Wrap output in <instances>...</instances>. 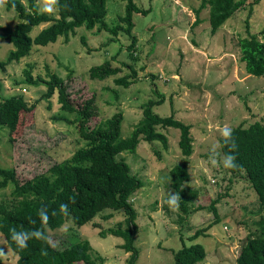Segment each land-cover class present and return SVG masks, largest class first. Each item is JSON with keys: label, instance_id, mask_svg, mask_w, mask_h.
I'll return each mask as SVG.
<instances>
[{"label": "rangeland", "instance_id": "1", "mask_svg": "<svg viewBox=\"0 0 264 264\" xmlns=\"http://www.w3.org/2000/svg\"><path fill=\"white\" fill-rule=\"evenodd\" d=\"M134 1L149 11L134 13L133 34L138 38L134 51L129 50L132 39L126 33L116 37L101 25L94 29L83 26L69 38L60 36L46 46L34 44L29 56L0 71V99L21 93L30 103L37 102L34 110L21 115L14 140L7 128L0 129V166L14 169L22 183L49 174L52 165L71 158L87 142L73 121L77 113L62 111L57 95L50 101L43 98L46 86L29 85L27 70L34 77L47 79L54 72L68 81L71 99L78 105L96 94L99 115L93 120L95 125L123 112L124 138L143 118L144 104L160 99L154 92L157 88L165 102L155 106V111L191 125L194 152L189 157L190 180L184 186L198 195L184 213L172 187L170 169L184 158L179 147L180 129H162L169 139L167 148L162 142L143 140L135 153L120 155L143 181L133 196L139 227L137 264H176L172 250L182 246V237L187 245L201 243L206 247L207 256L198 264H237L247 237L259 232L262 206L245 172L227 169L220 140L238 125L264 122V76L246 72L239 47L240 37L248 34V22L251 32L264 40V0H250L256 2L237 11L216 33L211 31L209 8L197 14L201 0ZM36 3L41 12L59 16L50 0ZM126 3L107 0L106 21L111 26L125 15ZM19 21L15 10L0 7V25L14 27ZM47 25L49 22L35 26L31 35L35 37ZM13 48L1 38L0 30V58H7ZM106 60L121 71L103 80L91 78L90 69ZM130 65L137 71L136 82L129 87L118 85L116 78L130 74ZM62 117L70 121L59 119ZM12 191V186L0 187V202L10 199ZM217 198L220 220L215 222L211 202ZM109 214L112 216L105 218ZM125 217L122 210L108 209L82 227L67 221L50 231V241L62 249L88 239L93 257L103 256V264H126L129 253L121 247L124 239L100 234L102 229L117 228ZM211 224L205 234L189 238ZM0 256L3 264H19L18 255L1 232Z\"/></svg>", "mask_w": 264, "mask_h": 264}, {"label": "trees", "instance_id": "2", "mask_svg": "<svg viewBox=\"0 0 264 264\" xmlns=\"http://www.w3.org/2000/svg\"><path fill=\"white\" fill-rule=\"evenodd\" d=\"M0 0V7L15 10L20 21L14 26L0 25L1 38L14 45L7 58H0V71H7L12 62H20L29 56L33 45L46 46L56 42L60 36L69 38L79 27L94 29L101 25L114 36L126 33L132 39L129 50L134 51L137 36L133 34L134 13L147 14L134 0H126V13L120 17L117 25L111 26L106 21L107 0H50L58 11V17L41 12L36 0ZM256 1L253 2V4ZM250 0H201L197 14L209 8V22L212 33H216L237 11ZM252 9V8H251ZM33 37L35 26L48 23ZM248 22V21H247ZM114 40V39H112ZM241 61L248 74L264 76V40L251 32L248 22L247 36L240 37ZM131 73L116 78L118 85L129 87L136 82L137 71L129 66ZM120 67L113 66L111 60L93 66L90 75L93 79H106L117 75ZM71 76V75H70ZM34 77L26 71V82L35 87L46 86L43 98L50 101L57 95L62 111L77 113L76 120L85 146L75 150L71 158L57 162L49 168V174H40L24 182L18 181L16 172L0 166V187L12 186V197L0 202V232L4 234L9 247L18 255L19 264H103L104 257H93V247L88 239H80L68 247L57 248L50 241V231L61 228L67 221L75 227L93 222L98 214L105 210L124 211L125 220L117 228L102 229L101 236L109 234L122 237L121 247L129 253L126 264H137L140 251L136 246L139 227L136 223L138 211L133 196L143 186V181L132 172L123 152L135 153L139 144L162 142L167 148L169 139L162 129L174 127L180 129L179 147L184 156L181 162L170 169L172 187L176 192L180 209L187 213L190 202L198 193L187 189L184 184L190 180L189 157L194 152L191 125L176 119L173 115L161 116L154 107L165 102L164 94L154 89L160 99H150L143 106V118L128 137L122 136L123 112L98 124H93L99 115L96 94L92 93L81 105L71 99L72 92L68 81L54 72ZM37 102L30 103L24 94L1 96L0 129L5 127L11 140L23 113L36 108ZM59 119L68 118L62 117ZM220 147L227 162V169L232 173L245 172L258 194L262 206L259 220V232L249 235L242 245L237 264H264V122L255 121L250 125H238L232 128L221 140ZM220 198L212 200L211 210L215 222L220 220L216 204ZM112 214L106 215L110 218ZM212 226L198 230L189 236L191 240L205 234ZM74 235L78 233L73 232ZM182 246L172 250L176 264H198L207 256L206 247L201 243ZM0 264L3 260L0 256Z\"/></svg>", "mask_w": 264, "mask_h": 264}]
</instances>
